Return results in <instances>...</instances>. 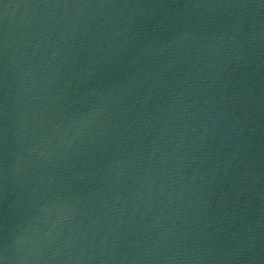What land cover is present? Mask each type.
Instances as JSON below:
<instances>
[{
	"label": "water",
	"instance_id": "1",
	"mask_svg": "<svg viewBox=\"0 0 264 264\" xmlns=\"http://www.w3.org/2000/svg\"><path fill=\"white\" fill-rule=\"evenodd\" d=\"M0 259L264 264V0H0Z\"/></svg>",
	"mask_w": 264,
	"mask_h": 264
},
{
	"label": "snow or ice",
	"instance_id": "2",
	"mask_svg": "<svg viewBox=\"0 0 264 264\" xmlns=\"http://www.w3.org/2000/svg\"><path fill=\"white\" fill-rule=\"evenodd\" d=\"M0 264H3V260L2 259H0Z\"/></svg>",
	"mask_w": 264,
	"mask_h": 264
},
{
	"label": "clouds",
	"instance_id": "3",
	"mask_svg": "<svg viewBox=\"0 0 264 264\" xmlns=\"http://www.w3.org/2000/svg\"><path fill=\"white\" fill-rule=\"evenodd\" d=\"M18 242V241H17ZM7 260V257H4ZM3 264H4V260H3Z\"/></svg>",
	"mask_w": 264,
	"mask_h": 264
}]
</instances>
